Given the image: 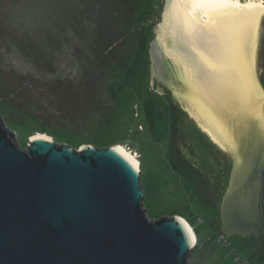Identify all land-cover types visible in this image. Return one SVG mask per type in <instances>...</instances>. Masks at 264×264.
<instances>
[{"label":"water","instance_id":"1","mask_svg":"<svg viewBox=\"0 0 264 264\" xmlns=\"http://www.w3.org/2000/svg\"><path fill=\"white\" fill-rule=\"evenodd\" d=\"M153 32V82L227 167L221 233L263 245L264 0H164ZM143 199L121 146L77 151L34 133L23 149L0 118V264H187L188 225L150 221Z\"/></svg>","mask_w":264,"mask_h":264},{"label":"rangeland","instance_id":"2","mask_svg":"<svg viewBox=\"0 0 264 264\" xmlns=\"http://www.w3.org/2000/svg\"><path fill=\"white\" fill-rule=\"evenodd\" d=\"M163 1L0 0V118L23 149L37 133L77 151L132 152L146 217H180L193 231L187 264H264L257 238L221 233L227 167L177 124L152 80ZM259 206L264 217V172Z\"/></svg>","mask_w":264,"mask_h":264},{"label":"bare ground","instance_id":"3","mask_svg":"<svg viewBox=\"0 0 264 264\" xmlns=\"http://www.w3.org/2000/svg\"><path fill=\"white\" fill-rule=\"evenodd\" d=\"M116 146V145H115ZM119 146H121V145H119ZM128 154H130L137 162H138V160L135 158L136 156L135 155H133L132 154V152H129L127 149H125V147H123V146H121ZM258 151V150H257ZM136 154V153H135ZM139 163V162H138ZM184 221V220H183ZM187 225H188V223L186 222V221H184ZM188 227L190 228V230H191V232H192V234H193V231H192V229H191V227L188 225ZM193 237H195L194 236V234H193ZM194 244H195V241H194Z\"/></svg>","mask_w":264,"mask_h":264},{"label":"trees","instance_id":"4","mask_svg":"<svg viewBox=\"0 0 264 264\" xmlns=\"http://www.w3.org/2000/svg\"><path fill=\"white\" fill-rule=\"evenodd\" d=\"M163 88L165 89V94L166 95H164V99L166 100V98L167 99H169L167 96H168V93H170L164 86H163ZM165 119H166V121L168 120V117H167V115L165 116ZM262 221L264 222V217H262Z\"/></svg>","mask_w":264,"mask_h":264},{"label":"flooded vegetation","instance_id":"5","mask_svg":"<svg viewBox=\"0 0 264 264\" xmlns=\"http://www.w3.org/2000/svg\"><path fill=\"white\" fill-rule=\"evenodd\" d=\"M163 86L166 88V86L163 84ZM170 92V91H169ZM168 121V120H167ZM202 148V147H201ZM199 156V158L200 159H203V160H205V158H204V155L203 154H200V155H198ZM223 197V196H222Z\"/></svg>","mask_w":264,"mask_h":264}]
</instances>
